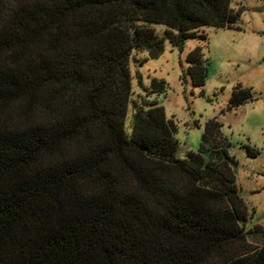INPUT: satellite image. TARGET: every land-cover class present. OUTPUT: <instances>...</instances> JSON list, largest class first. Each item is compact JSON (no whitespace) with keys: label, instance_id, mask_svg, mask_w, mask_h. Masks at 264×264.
Listing matches in <instances>:
<instances>
[{"label":"trees","instance_id":"trees-1","mask_svg":"<svg viewBox=\"0 0 264 264\" xmlns=\"http://www.w3.org/2000/svg\"><path fill=\"white\" fill-rule=\"evenodd\" d=\"M242 12L234 0H0V264H264L222 124L179 158L174 121L150 99L166 82L139 77L134 99L130 70L166 40L184 51L202 28L240 29ZM187 61L203 87L202 50ZM252 99L238 86L229 109Z\"/></svg>","mask_w":264,"mask_h":264},{"label":"rangeland","instance_id":"rangeland-1","mask_svg":"<svg viewBox=\"0 0 264 264\" xmlns=\"http://www.w3.org/2000/svg\"><path fill=\"white\" fill-rule=\"evenodd\" d=\"M234 6L243 11L240 29L202 28L199 37L187 41L184 51L166 40L165 52L157 59L147 52H135L130 70L134 99L146 95L139 77L147 87L153 79L166 82L167 92L150 99L163 106L168 119L174 121L179 158L199 150L210 120L222 124L223 136L231 143L230 154L238 162L236 183L248 208L249 226L254 227L264 225V0H234ZM152 27L165 36L164 25ZM197 48L209 62L203 87L194 86L187 61ZM238 86L251 89L253 99L230 110ZM132 115L130 107L127 128ZM249 147L256 156L249 153ZM262 240H258L261 245Z\"/></svg>","mask_w":264,"mask_h":264}]
</instances>
